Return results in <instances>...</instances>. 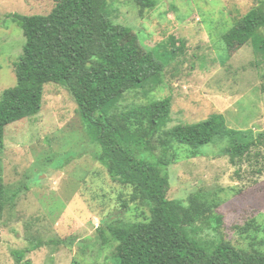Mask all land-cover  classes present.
<instances>
[{
  "label": "rangeland",
  "instance_id": "374dc122",
  "mask_svg": "<svg viewBox=\"0 0 264 264\" xmlns=\"http://www.w3.org/2000/svg\"><path fill=\"white\" fill-rule=\"evenodd\" d=\"M153 2L143 8L138 0H109L105 9L114 25L135 33L141 47L136 59L153 53L165 65L150 83L121 99L119 113L170 98L169 128L222 114L236 134L216 138L197 158L188 146L176 145L166 154L157 147L156 156L170 161L168 197L187 201L200 194L223 218L217 238L239 250L264 251V141L238 165L225 155L236 143L259 141L264 134V26L231 53L224 40L259 0ZM55 5L54 0H0V97L18 84L15 64L26 44L10 16L48 15ZM96 34L101 37L102 31ZM113 115L112 110L108 116ZM100 150L71 93L46 84L41 112L8 126L0 150V173L10 195L17 194L0 218V264H120L107 227L149 219L151 212L132 200V186L112 180L97 160ZM202 240L215 239L203 233ZM33 244L39 248L18 263L14 252Z\"/></svg>",
  "mask_w": 264,
  "mask_h": 264
},
{
  "label": "trees",
  "instance_id": "16d2710c",
  "mask_svg": "<svg viewBox=\"0 0 264 264\" xmlns=\"http://www.w3.org/2000/svg\"><path fill=\"white\" fill-rule=\"evenodd\" d=\"M54 1L56 5L48 15L10 16L23 30L26 44L15 64L18 84L0 97V150L5 147L8 126L41 112L45 85L63 86L77 103L91 141L101 148L97 160L114 182L134 188V202L150 207L149 219L107 227L111 241L117 243L120 264H264V251L239 250L217 238L223 218L202 201L200 194L191 195L187 201L169 199L170 161L155 154L157 147L166 154L181 145L190 147L191 158H197L203 146L236 134L227 128L223 115L169 128L170 98L119 113L121 99L150 83L165 65L153 53L136 59L141 47L136 44L135 33L114 25L107 17L109 0ZM138 1L143 8L155 5L153 0ZM257 5L225 34L230 53L248 44L255 31L264 26V0ZM98 29L101 37H97ZM261 46L264 50V40ZM112 110L114 115L108 116ZM262 139L264 134L259 141L238 142L225 155L238 165ZM16 196L10 195L0 173V218ZM213 223L216 225L209 229ZM101 232L104 235V230ZM203 233H210L214 242L203 243ZM37 248L39 245L33 244L15 251L17 262Z\"/></svg>",
  "mask_w": 264,
  "mask_h": 264
}]
</instances>
